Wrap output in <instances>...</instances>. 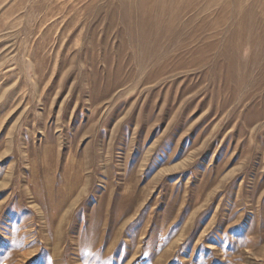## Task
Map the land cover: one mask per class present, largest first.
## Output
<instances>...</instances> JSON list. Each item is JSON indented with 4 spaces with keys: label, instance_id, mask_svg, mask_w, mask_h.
<instances>
[{
    "label": "rangeland",
    "instance_id": "rangeland-1",
    "mask_svg": "<svg viewBox=\"0 0 264 264\" xmlns=\"http://www.w3.org/2000/svg\"><path fill=\"white\" fill-rule=\"evenodd\" d=\"M0 264H264V0H0Z\"/></svg>",
    "mask_w": 264,
    "mask_h": 264
},
{
    "label": "bare ground",
    "instance_id": "bare-ground-1",
    "mask_svg": "<svg viewBox=\"0 0 264 264\" xmlns=\"http://www.w3.org/2000/svg\"><path fill=\"white\" fill-rule=\"evenodd\" d=\"M242 13V12H241Z\"/></svg>",
    "mask_w": 264,
    "mask_h": 264
}]
</instances>
